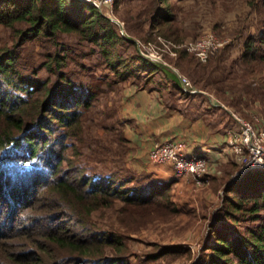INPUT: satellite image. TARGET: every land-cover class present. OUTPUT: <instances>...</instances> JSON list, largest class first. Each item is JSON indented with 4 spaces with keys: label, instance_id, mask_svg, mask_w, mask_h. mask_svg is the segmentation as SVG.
Segmentation results:
<instances>
[{
    "label": "trees",
    "instance_id": "16d2710c",
    "mask_svg": "<svg viewBox=\"0 0 264 264\" xmlns=\"http://www.w3.org/2000/svg\"><path fill=\"white\" fill-rule=\"evenodd\" d=\"M182 1L190 0H132L133 8L120 16L125 22L122 33L117 23L88 1L0 0V27L9 29L12 37L10 43H0V190L5 192L4 196L0 194V216L7 210V223L15 219L22 224L35 223L0 232V264H139L132 258V233L152 221L163 205L162 198L157 191L142 193L132 184V177H123L117 171L90 172L77 164L74 155H78L84 138L83 113L101 91L95 81L104 78L88 77V83L79 80L76 88L69 66L75 61L79 67L75 75L85 76L80 73L85 70L84 58L100 55L115 73V81L124 76L118 72L120 66L130 76L131 71L152 74L162 70L179 86L185 100L204 97L203 93L185 90L176 74H169L166 66L145 57L134 40L155 42L161 36L183 43L188 34L179 26L184 18V13L179 14ZM121 2L115 0V11ZM248 3L260 7L262 18L243 44L247 83L234 91L217 87L231 79L229 72L224 73L225 79H200L217 99L232 92L231 106L240 101L234 94H247V102L248 97L253 101L258 98L252 96L250 85L264 86V78L259 76L264 69V36L255 44L258 35H264V0ZM125 44L134 48L133 56L118 54L116 47ZM176 53V60L190 54L201 62L184 46L176 48ZM222 60L220 55L207 64L196 65L205 71L210 65L220 66ZM41 70H46L48 77L43 78ZM71 92L78 94L72 103L55 100L59 93ZM208 106L221 109L209 100ZM228 116L234 120L230 113ZM247 180L252 181L247 185ZM240 182H245L242 191L236 188ZM230 185L226 191L233 196L227 195L223 217L237 225L243 220L247 225L231 236L211 226L210 237L215 241L201 256L203 263L264 264V169L250 170ZM13 189L16 191L12 193ZM6 201L7 209L1 207ZM106 209L121 210L122 223L123 214L130 220L120 228H106L94 219ZM155 246L156 250L142 254L148 262L140 264L184 252ZM139 256L137 253L134 258Z\"/></svg>",
    "mask_w": 264,
    "mask_h": 264
},
{
    "label": "rangeland",
    "instance_id": "374dc122",
    "mask_svg": "<svg viewBox=\"0 0 264 264\" xmlns=\"http://www.w3.org/2000/svg\"><path fill=\"white\" fill-rule=\"evenodd\" d=\"M259 1L256 0V2ZM114 2L115 0L111 5L102 2L99 9L107 17L112 18L114 22L119 21L125 30V22L120 16L127 14L126 10L133 8L132 0H122L119 9L116 11L114 10ZM258 7L247 4V0H215L214 4H210L207 0H190L179 3V14L184 13L182 24L179 26L188 34L183 42L203 35L207 31L213 32L225 42L221 49L214 53L215 55H211L212 57L210 56L211 58L205 63L197 61L189 53L182 59L176 60V57L169 53V49L164 47L166 50L163 52V61L159 63L167 67L166 70L169 74H176L179 80L181 75L188 78L192 85L196 86L197 92L204 94V97H195L191 102L184 99L186 96L180 92L179 86L174 84L162 70L152 74L143 72V70L131 71L130 74L133 76H130L123 66H120L118 72L123 73L124 76L121 80L115 81V73L102 62L103 57L100 55H88L84 58L85 70L80 73H84L85 76L75 75L79 67L75 61H71L70 75L76 85L79 80L88 83V77L104 78L100 79L101 81H95L96 88H101V91L97 93V98L91 107L83 113L84 138L78 147V155H74L75 158H78L79 163L77 164L86 166L90 172L117 171L118 174L122 173L123 177H132V184H135L136 188L142 193L144 192L145 195L157 191V194L162 198L163 205L157 209L158 212L152 221L137 232L132 233L133 250H135V254H140L139 258H134L135 254L132 255V258L133 260L137 259L139 264L147 261L146 256L144 257L142 254L156 250L155 244L184 252L170 254L163 261V257L153 260L149 262L151 264H204L201 256L204 252L210 251L209 246L215 241L214 237H210L211 226H213L212 229L231 236V233L234 235L236 231H242L247 225V222L243 220L237 225L223 217L222 210L226 206L227 195L233 196V193L226 191V186L230 185L235 178L238 179L246 172L255 169L247 165L248 156L246 154H235L232 148L228 147L229 133L227 130L239 131L235 118L232 120L228 113L234 112L256 126H264V86L258 88L254 84L250 85L252 96L258 98L253 101H250L248 97L247 102V94L246 96L234 94V99L240 101L238 105L231 106L230 95L232 92H225L223 98L217 99L213 95V91L207 89L200 79L204 78L211 81L218 80V78L225 79L224 73L229 72L231 79L224 83H218L217 87L221 89L225 87L234 91L247 83V75L244 76L243 74V70L247 66V63L245 64L242 59L243 44L247 36L255 31L256 26L261 21V11ZM117 25L119 26L118 23ZM120 31L122 32L121 28ZM262 36L264 35H258L255 44L259 43ZM11 39L9 29L0 27V43L4 41L10 43ZM135 40L139 39L135 38ZM68 41L73 42L74 39H68ZM37 50L38 47L36 46L35 52ZM116 50L124 58L135 54L134 48L127 44L117 46ZM145 53L148 55L143 54L145 57L152 59V55L148 52ZM220 55L223 57L221 67L210 65L205 71H202L196 65V63L207 64L214 57ZM40 74L43 78L48 77L46 70H41ZM259 76L264 78V69ZM172 78L176 77L171 76ZM53 79L56 80V77L53 76ZM248 79L251 82V78L248 77ZM178 84L180 85V83ZM76 88H79V85ZM142 90L153 92L156 97L149 99L143 118L136 115L127 117L125 111L128 105L133 107L136 94ZM74 91H78V89H74ZM68 94L70 95L68 96ZM76 95L78 94L74 92L59 93L55 100L72 103ZM151 99L155 101L150 102ZM209 99L213 100L216 105L219 103L221 107L218 110L217 127L221 133V139L224 137V140L216 149H219L217 156L211 160L205 158L201 167L181 176L185 183L190 182L192 184V188L186 187L183 182L180 183L176 179H160L156 172L166 165L156 164L150 160L148 156L150 148L161 142L175 141L187 150L188 141L182 138L181 116L187 117L186 114H190V107L196 110L199 103H206V107ZM153 102L155 104L152 106ZM205 107L204 110L209 111ZM131 109L133 110V108ZM190 117L192 123L203 122V118H196L195 112ZM149 120H151L150 123L154 124H149ZM164 125L165 128H163ZM55 136H57L56 133ZM138 160H144V168L141 170L139 169L142 164L140 168L135 167ZM251 181L247 180V185ZM244 185L245 182H240V187L236 188L242 191L241 188ZM126 186L134 188L132 185ZM230 187L232 186L230 185ZM14 191L16 189L11 190L12 193ZM0 194L4 196L5 192L0 190ZM164 194L167 195L163 196ZM3 204L1 207L7 209L8 202ZM5 212L0 216V232L3 230L9 232L15 227L35 224H22L19 219L7 223L6 214L8 211ZM120 212L122 211L118 209L117 211L106 209L97 213L94 219L106 228L109 226L120 228L123 223L130 220L128 214H123L122 223L119 218ZM64 223L66 222H62L63 225ZM67 226H73L75 230H79L74 225ZM131 264L136 263L133 261Z\"/></svg>",
    "mask_w": 264,
    "mask_h": 264
},
{
    "label": "built area",
    "instance_id": "2783aa9c",
    "mask_svg": "<svg viewBox=\"0 0 264 264\" xmlns=\"http://www.w3.org/2000/svg\"><path fill=\"white\" fill-rule=\"evenodd\" d=\"M90 1L93 4L98 3L100 6L102 2L111 5L114 0H89L88 2ZM136 43L138 50L145 56H148L145 53L148 52L153 56L152 59L154 61H163V52L166 50L164 47L169 49V53L172 56H176V48L184 46L188 51L193 52L200 61L205 62L225 42L213 32L207 31L203 35L187 40L181 44L173 43L161 36H158L155 42H141L137 40ZM180 81L184 89L188 92H197L190 80L185 76L181 75ZM231 116L235 118L236 125L239 126V131L231 132L230 129L227 130L229 133V140H227L228 147H231L235 154H246L248 156L247 165L250 167L264 169V126H256L243 117L236 115L234 112L231 113ZM148 156L156 164H170L177 176L195 171L196 168L203 165L202 162L204 163L206 158L202 155L189 154L186 148H183L181 144L175 141L161 142L151 147Z\"/></svg>",
    "mask_w": 264,
    "mask_h": 264
},
{
    "label": "crops",
    "instance_id": "0c3cea01",
    "mask_svg": "<svg viewBox=\"0 0 264 264\" xmlns=\"http://www.w3.org/2000/svg\"><path fill=\"white\" fill-rule=\"evenodd\" d=\"M154 96L156 97L155 93L153 92L151 93L145 90L139 91L134 99L133 107H131V105H128L127 110L125 111L126 112L125 115L127 117H134V115H136L137 117L141 116L143 118V113L146 111V106L149 102V99ZM152 101L155 100L151 99L150 102ZM135 102H137V104H135ZM209 102L216 105V103L213 100L209 99ZM154 104L155 103L153 102L152 106ZM205 105L206 103L203 104L199 103L196 110L190 107V111H189L190 114H186L187 117L185 118L181 116V120H182L181 130L183 132L182 138L188 141L187 152L189 154L202 155L206 157V159L211 160L213 159V157L217 156L219 149L218 150L216 149L217 147H220V144L223 142L224 137L221 139V133H219V128L217 127L219 121L218 109L214 110V108L209 107L208 104L206 107ZM217 105H219V103H217ZM204 107L210 110L206 111L204 110ZM131 108H133V110ZM193 112H195V115L197 116L196 118H203L202 119L203 122L198 121L197 123H192L190 115ZM148 122L149 124H154V123H150L151 120H149ZM165 125L163 128H165ZM156 134H158V132ZM152 137H155V135L154 136L152 135ZM158 138H159V134H158ZM160 138H162V136ZM141 164L142 167L140 168ZM163 165L166 166L158 169L156 172L160 179H168V178L176 179L179 180L180 183L183 182L186 187L192 188V184L190 182L185 183V180L183 181V177L177 176L175 174L172 166L170 165L167 166V164H163ZM135 167L140 168L139 170L143 169L144 160H138L137 164H135ZM214 177L218 178L217 176Z\"/></svg>",
    "mask_w": 264,
    "mask_h": 264
},
{
    "label": "water",
    "instance_id": "95a60500",
    "mask_svg": "<svg viewBox=\"0 0 264 264\" xmlns=\"http://www.w3.org/2000/svg\"><path fill=\"white\" fill-rule=\"evenodd\" d=\"M85 1H89V0H85ZM90 2H92V1H90ZM92 3H93V2H92ZM95 4L98 5V7H100L98 3H95ZM109 18H110V17H109ZM110 19L113 20L112 18H110ZM115 22L119 24V26H120V28H121V30H122V33H125V30H124L123 25H122L119 21H115ZM134 40H135V39H134ZM135 42H137V40H135Z\"/></svg>",
    "mask_w": 264,
    "mask_h": 264
}]
</instances>
